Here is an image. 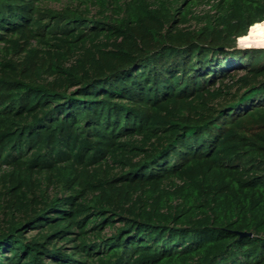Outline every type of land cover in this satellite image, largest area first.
I'll return each instance as SVG.
<instances>
[{
  "label": "trees",
  "instance_id": "obj_1",
  "mask_svg": "<svg viewBox=\"0 0 264 264\" xmlns=\"http://www.w3.org/2000/svg\"><path fill=\"white\" fill-rule=\"evenodd\" d=\"M53 1L0 0V264H264V0Z\"/></svg>",
  "mask_w": 264,
  "mask_h": 264
},
{
  "label": "rangeland",
  "instance_id": "obj_2",
  "mask_svg": "<svg viewBox=\"0 0 264 264\" xmlns=\"http://www.w3.org/2000/svg\"><path fill=\"white\" fill-rule=\"evenodd\" d=\"M69 2H71V0H55V1H53V2L51 3V5H52V6H55V7H58V6H60L61 4H66V3H69ZM201 8H202V7H199L198 10H201ZM261 28H263V29H262L263 31L261 30ZM257 30L264 32V25L257 27V28H256L253 32H251V33H254V32L257 31ZM248 32H249V31H248ZM247 34H248V33H247ZM236 46H237V48H239V49H252V48H256V49H264V48L254 47V46H253V47H249V46H243V45H240L239 42H238V40H237Z\"/></svg>",
  "mask_w": 264,
  "mask_h": 264
},
{
  "label": "clouds",
  "instance_id": "obj_3",
  "mask_svg": "<svg viewBox=\"0 0 264 264\" xmlns=\"http://www.w3.org/2000/svg\"><path fill=\"white\" fill-rule=\"evenodd\" d=\"M248 39V37H245ZM253 43L248 45L249 47H259V48H264V32L262 31H255L251 37Z\"/></svg>",
  "mask_w": 264,
  "mask_h": 264
},
{
  "label": "bare ground",
  "instance_id": "obj_4",
  "mask_svg": "<svg viewBox=\"0 0 264 264\" xmlns=\"http://www.w3.org/2000/svg\"><path fill=\"white\" fill-rule=\"evenodd\" d=\"M238 42L240 45L248 46L253 43L251 37H248V39H245V37L239 38Z\"/></svg>",
  "mask_w": 264,
  "mask_h": 264
},
{
  "label": "water",
  "instance_id": "obj_5",
  "mask_svg": "<svg viewBox=\"0 0 264 264\" xmlns=\"http://www.w3.org/2000/svg\"><path fill=\"white\" fill-rule=\"evenodd\" d=\"M242 236H244L245 234H241Z\"/></svg>",
  "mask_w": 264,
  "mask_h": 264
},
{
  "label": "snow or ice",
  "instance_id": "obj_6",
  "mask_svg": "<svg viewBox=\"0 0 264 264\" xmlns=\"http://www.w3.org/2000/svg\"><path fill=\"white\" fill-rule=\"evenodd\" d=\"M256 27H259V26H256ZM246 39V38H245Z\"/></svg>",
  "mask_w": 264,
  "mask_h": 264
}]
</instances>
